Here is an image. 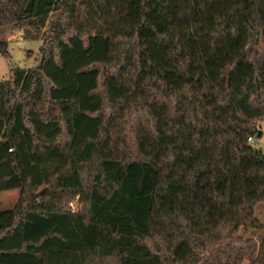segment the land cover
Returning a JSON list of instances; mask_svg holds the SVG:
<instances>
[{
	"label": "trees",
	"instance_id": "16d2710c",
	"mask_svg": "<svg viewBox=\"0 0 264 264\" xmlns=\"http://www.w3.org/2000/svg\"><path fill=\"white\" fill-rule=\"evenodd\" d=\"M55 14L0 82V264H264V0H0V29Z\"/></svg>",
	"mask_w": 264,
	"mask_h": 264
},
{
	"label": "rangeland",
	"instance_id": "374dc122",
	"mask_svg": "<svg viewBox=\"0 0 264 264\" xmlns=\"http://www.w3.org/2000/svg\"><path fill=\"white\" fill-rule=\"evenodd\" d=\"M55 14L50 16L46 27L40 30L38 39L27 38L26 32L29 30L31 34H37L35 29L30 28L26 24L11 25L0 29V42L5 43L8 48L7 54L0 52V82L8 80L12 76V71L17 68L31 69L40 65L42 60L41 47L44 44V37L53 35L51 24L58 18ZM263 136L257 139L255 145L258 150L264 154V122L260 124ZM80 198V197H78ZM20 200V190L4 192L0 194V212L13 210L16 208ZM74 202L77 211L81 205L78 199ZM256 217L264 225V204H261L256 209ZM240 235L245 238H253L260 242L264 236V231L241 230Z\"/></svg>",
	"mask_w": 264,
	"mask_h": 264
},
{
	"label": "built area",
	"instance_id": "2783aa9c",
	"mask_svg": "<svg viewBox=\"0 0 264 264\" xmlns=\"http://www.w3.org/2000/svg\"><path fill=\"white\" fill-rule=\"evenodd\" d=\"M263 122H264V121H263ZM256 140H257L256 137H251V138L249 139V142H250V144L255 145ZM70 208H71V212H72V213H77V212H78L77 209H76V206H75L74 202L70 203Z\"/></svg>",
	"mask_w": 264,
	"mask_h": 264
},
{
	"label": "water",
	"instance_id": "95a60500",
	"mask_svg": "<svg viewBox=\"0 0 264 264\" xmlns=\"http://www.w3.org/2000/svg\"><path fill=\"white\" fill-rule=\"evenodd\" d=\"M257 139H258V137H257Z\"/></svg>",
	"mask_w": 264,
	"mask_h": 264
}]
</instances>
